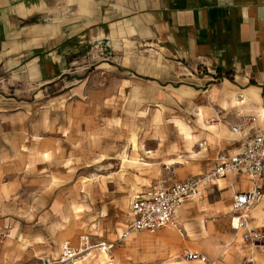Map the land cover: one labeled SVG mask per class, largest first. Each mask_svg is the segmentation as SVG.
Wrapping results in <instances>:
<instances>
[{
  "label": "crops",
  "instance_id": "crops-1",
  "mask_svg": "<svg viewBox=\"0 0 264 264\" xmlns=\"http://www.w3.org/2000/svg\"><path fill=\"white\" fill-rule=\"evenodd\" d=\"M66 80L86 81V90L102 84L110 122L102 123L107 132L89 150L108 155V170L97 183L87 175L77 181L76 169L44 160L36 179L21 175L2 184L1 243L25 242L5 259L14 262L32 250L39 254L28 264L58 258L63 243L76 248L88 235L112 246L110 253L94 249L99 259L89 264L113 261L114 254L123 264L142 256L150 264H201L187 259L188 251L217 264H264V253L232 226L233 195L253 187L245 173L202 184L197 197L177 208L174 224L120 241L135 218L132 201L156 188L163 166L168 183L205 176L221 153L238 154L247 138L264 133V0H0V88L30 85L44 92ZM140 114H150L148 129L159 130L156 147L138 143L140 158L132 152L125 161V124L139 133ZM35 139L43 156L55 154L57 141ZM69 151L71 158L78 150ZM260 188L247 214L251 227L264 229V176ZM18 191L21 205L13 202ZM48 245L55 249L42 253Z\"/></svg>",
  "mask_w": 264,
  "mask_h": 264
},
{
  "label": "rangeland",
  "instance_id": "rangeland-1",
  "mask_svg": "<svg viewBox=\"0 0 264 264\" xmlns=\"http://www.w3.org/2000/svg\"><path fill=\"white\" fill-rule=\"evenodd\" d=\"M74 83L66 80L61 83L62 85H56L55 88L49 87L44 92H42L41 88L31 87L30 85L0 88V186L13 178L20 179L21 175L29 177V180L36 179L32 177L45 170L44 160L54 161L60 164L61 168L68 169L71 167L76 169L78 172L77 181H85L81 175H87L90 180L97 183L101 179L100 175L102 172H107L105 161L107 158L105 157L108 155L90 152L89 147H91L90 145L96 135L99 136L103 132H107L105 125H102V123L110 122L107 120L108 107L110 108V105L106 103L108 100L103 98L101 82H94L88 90H86L88 82ZM147 110V113H149V107ZM140 116L143 121L141 122L142 128L139 133H133V127H131L133 123L125 124L127 131L124 134L128 149V152L123 156L125 161H127L129 153L132 152H136L135 155L140 158L137 152L142 149L139 146L141 142H146L143 148L147 150L156 147L159 130L148 129L152 121L150 114H140ZM144 123L146 124L143 125ZM112 132L114 131L109 130L108 134L111 135ZM39 134L45 140L48 138V141H57L54 147L56 152L53 155L52 151H49V159L46 158L47 156L42 155L45 147L35 142V137ZM69 138L77 141L75 147L69 146L66 142V139ZM24 142L28 145L29 151L21 154L20 147ZM49 148L51 149L52 147L50 146ZM70 148L78 150L71 151V158H69ZM47 154L48 152H46ZM143 158H145L144 155H141V159ZM41 179V185H44V178ZM38 188L40 187L38 186ZM13 202L19 203V205L22 204L20 191L14 193ZM125 209H127V204ZM109 229H112V227ZM121 232L122 230H120L118 235L114 236L111 242H115ZM2 236L4 237V235ZM2 239L0 237V264H28L34 255L39 254V250L36 252L32 250L25 256L15 259L14 262L13 259H5L4 254L9 252L19 253L18 250L22 249L21 244L25 242L18 239V244H11L7 248L6 242L5 244L1 243V241L3 242ZM45 245L47 246V244ZM54 249L55 245H48V248L41 251L45 253ZM93 257L96 258L94 260H98L99 253H91L71 264H89ZM129 260L132 259L129 258ZM92 264L123 263L122 261L119 262L114 254L113 261ZM135 264H150V261L147 256H142Z\"/></svg>",
  "mask_w": 264,
  "mask_h": 264
},
{
  "label": "built area",
  "instance_id": "built-area-1",
  "mask_svg": "<svg viewBox=\"0 0 264 264\" xmlns=\"http://www.w3.org/2000/svg\"><path fill=\"white\" fill-rule=\"evenodd\" d=\"M242 125L236 126L234 131L240 132ZM228 172L233 174L245 173L253 183L251 190L233 195L232 226L236 234L254 249L264 253V229L253 228L248 220L250 207L261 196L260 181L264 176V133H258L247 138L243 150L235 155L221 153L216 167L207 175L193 178L184 182L168 183L166 177L158 183L156 188L145 197H137L131 203V210L135 215L120 237L126 239L135 232L155 233L158 229L172 225L174 213L181 203L189 197L200 194V186L212 179L223 177ZM112 246L105 242H94L88 235L79 239L78 247H72L65 242L61 247L58 258L38 257L30 264H69L89 255L94 249H101L110 253ZM186 258L201 264H217L207 256L188 251Z\"/></svg>",
  "mask_w": 264,
  "mask_h": 264
},
{
  "label": "bare ground",
  "instance_id": "bare-ground-1",
  "mask_svg": "<svg viewBox=\"0 0 264 264\" xmlns=\"http://www.w3.org/2000/svg\"><path fill=\"white\" fill-rule=\"evenodd\" d=\"M204 126H206V127H208L207 125H204ZM196 140V138L194 137L192 140H191V142L193 141H195ZM97 147H98V145H97ZM21 149L23 150V151H26L27 150V147L25 146V145H22L21 146ZM147 154H149L150 153V151H148V152H146ZM146 165H150V164H147L146 163ZM165 176V170H164V166H163V169L161 170V175H160V177H159V180H158V182H157V184L158 183H160L161 181H163V178L162 177H164ZM156 184V185H157Z\"/></svg>",
  "mask_w": 264,
  "mask_h": 264
}]
</instances>
